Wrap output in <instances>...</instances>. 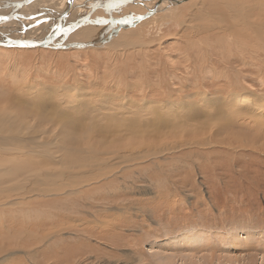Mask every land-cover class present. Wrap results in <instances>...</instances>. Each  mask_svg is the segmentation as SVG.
I'll list each match as a JSON object with an SVG mask.
<instances>
[{"label":"rangeland","instance_id":"rangeland-1","mask_svg":"<svg viewBox=\"0 0 264 264\" xmlns=\"http://www.w3.org/2000/svg\"><path fill=\"white\" fill-rule=\"evenodd\" d=\"M55 2L38 0V12ZM165 3L153 17L120 27L116 19L146 13L142 2L104 11L97 4L56 41L104 33L96 45L0 47V118L9 116L29 142L18 153L0 149V256L14 254L11 264H264V110L254 119L225 109L240 95L255 103L264 97V0ZM51 22L13 23L10 36L25 30L37 38ZM106 26L114 29L103 32ZM19 108L32 112L21 127L14 121ZM90 116L100 130L107 127L106 141L117 132L125 141L109 146L58 130L66 119ZM111 116L134 118L144 135L171 122L187 127L144 140ZM91 147L105 151L81 159L89 165L71 157L72 149ZM16 159L56 175L50 184L34 172L31 182L30 171L12 177L6 173Z\"/></svg>","mask_w":264,"mask_h":264},{"label":"bare ground","instance_id":"bare-ground-1","mask_svg":"<svg viewBox=\"0 0 264 264\" xmlns=\"http://www.w3.org/2000/svg\"><path fill=\"white\" fill-rule=\"evenodd\" d=\"M2 1V0H1ZM4 1V0H3ZM7 1V0H6ZM10 1H13V0H10ZM19 1H21V0H18V1H15V2H19ZM38 0H32V1H30V2H28V3H26V4H24L23 6H21L20 8H18L17 9V12L15 11V14H16V18H14V19H12V20H9V21H6V22H0V40H4V38L5 37H8V36H10V32H9V27L11 28V27H13V23H15L18 27H29V24L31 25L32 23H35V22H37V21H39L40 19H44V20H52L53 22H51V23H53V25L55 26H53V29L52 30H55V29H57V26H58V24H57V20H60V17H62L63 18V20H62V22L61 23H59V26H61V30H62V32H64L62 35H60L61 37L65 34L66 35V32H69L70 30H72L75 26V28H77L78 26H80V24H83V22L85 21V20H87L88 18H89V15H90V12H91V10H93V6H96V5H93L94 3V1L95 0H44V1H48V2H55V4L53 5V3H52V6H49V5H47V7H44V10H45V12H38V10L39 9H41L42 8V6L43 5H41L40 3H38V5H37V2ZM58 1V2H57ZM103 1V3L105 2V4H107L108 2H107V0H102ZM110 1V0H109ZM163 1V2H162ZM166 1H168L169 3V5H176V4H178V3H180V2H182V1H186V0H122V1H120V0H118V1H116L114 4L119 8H124L123 6H126V4H130V3H132V4H141V2H142V4H143V6H145L146 8H142V12H145L146 11V13H153L152 14V16H150V17H153L154 15H155V11L156 10H159V12H160V8H162V7H164V5L166 4L165 2ZM14 2V1H13ZM42 2V1H41ZM60 2V3H59ZM82 2H85V3H88V5L87 6H85V7H81V3ZM96 2V1H95ZM113 2V1H112ZM112 2H110V3H112ZM154 4H153V3ZM32 3H36V5H35V7H32L31 9L33 10V12L31 11L30 13H28L27 15H25V14H23L24 12H26V10L31 6V4ZM46 3V2H45ZM93 3V4H92ZM151 3H152V6H151ZM90 4H92V5H90ZM45 5V6H46ZM120 5H122V6H120ZM162 5V6H161ZM99 6V5H98ZM107 7V6H112L113 7V4L112 5H104L103 7ZM115 6V7H116ZM4 6H3V4L1 3L0 4V15L1 14H3L4 13V11H8V10H10V8L9 7H7V8H3ZM160 7V8H159ZM96 8V7H95ZM139 8H141L140 6H139ZM173 9L172 10H174L176 7L174 6V7H172ZM80 9H83L81 12H83L82 13V15H80V17H77V18H71V17H73V14H74V12L76 11H79ZM167 9V8H166ZM169 9V8H168ZM177 9V8H176ZM30 10V9H29ZM73 10H75V11H73ZM163 10H165V8H163ZM162 10V12H164ZM222 10V9H221ZM171 11V10H170ZM14 12V11H13ZM50 12V13H49ZM124 12V11H123ZM43 13H45V15H43ZM166 13L168 14L169 13V11L167 10L166 11ZM165 13V14H166ZM42 14V15H41ZM49 14H51V17H44V16H46V15H49ZM54 14V15H53ZM69 14V15H68ZM69 16V18H68V16ZM134 15H138V14H133V15H131V16H134ZM140 15V14H139ZM76 16V15H75ZM164 16V15H163ZM260 16V15H259ZM38 17H40V19L38 18ZM149 17V18H150ZM123 18V17H122ZM148 19V18H147ZM162 19V18H161ZM23 20H27L29 23L27 24V23H23ZM64 20H65V23L63 24V22H64ZM117 21H116V23H119V27L123 24V23H128V22H126V21H123V20H121V18H119V19H116ZM73 21V22H72ZM89 21V20H88ZM138 21V20H137ZM87 22V21H86ZM121 22V23H120ZM131 22V21H130ZM47 23H49V22H47ZM111 23H114L113 22V20H112V22ZM115 24V23H114ZM47 24H45V26H46ZM49 26V25H48ZM116 26H117V24H116ZM107 27V26H106ZM74 28V29H75ZM116 28V27H115ZM40 29V28H39ZM113 29H114V27H113ZM22 30V29H21ZM42 30V29H41ZM116 31V30H115ZM31 32V31H30ZM50 32H47V33H45V35H42V36H37V38H34V37H25V36H23V38H25V39H31V40H33V41H37V40H43L48 34H49ZM12 34V33H11ZM33 34V33H32ZM69 34H71V33H67V36L69 35ZM102 34V33H101ZM100 34V35H101ZM251 34V33H250ZM103 36H101V39H102V42H104L105 41V38H104V33L102 34ZM60 36H57V38L51 43V44H55V45H57V43H56V41L58 40L59 41V38H60ZM10 37H12V38H15L13 35L12 36H10ZM18 37V36H17ZM39 37H41V38H39ZM43 37V38H42ZM96 38V37H95ZM95 38H93V39H91V40H95ZM65 39V38H64ZM254 39V38H253ZM262 39V38H261ZM57 41V42H58ZM88 41H90V40H88ZM75 42V41H74ZM80 42V41H79ZM82 42V41H81ZM83 42H87V41H83ZM101 42V43H102ZM68 43H72V42H68ZM67 42L66 43H64V42H59L58 44H68ZM251 43V42H250ZM99 44V43H98ZM96 45V44H95ZM237 45V44H236ZM0 47H5V46H1L0 45ZM7 48H9V47H7ZM12 48V47H11ZM14 48H16V47H14ZM37 48H40V47H37ZM237 51V50H236ZM257 51V50H256ZM10 98H12V97H10ZM13 100V99H12ZM9 101H11V100H8V102ZM37 101V100H36ZM45 101V100H44ZM16 102V101H15ZM11 103V102H10ZM10 105H12V103L10 104ZM9 106V105H8ZM16 106H17V104H16ZM15 106V107H16ZM232 106V105H231ZM87 108H88V105H87ZM16 109V108H15ZM21 108H19L18 110L19 111H17V113L15 112L14 114H16L15 115V118H14V121L16 120V122H17V124L19 125V127H21V123H23L24 121H19L22 117H23V120L26 118L25 116H27V113H29V114H31L32 112L31 111H29V110H25V109H21ZM94 109V108H93ZM226 109V112H228V116L229 115H231V114H233V113H235V112H239V113H242V114H246V116L247 115H249V116H252L254 119H256L258 116H257V114L258 113H261L263 110H264V104H262V103H255L254 101H253V99H251L250 97H248V96H244V95H240V96H237L236 98H235V100H234V104H233V106L231 107V108H229V107H226L225 108ZM88 110H90V109H88ZM15 111V110H14ZM13 111V112H14ZM33 111V110H32ZM11 112V111H10ZM111 112V111H110ZM109 112V113H110ZM141 112V111H140ZM211 112V111H210ZM37 113V112H36ZM39 113V112H38ZM41 113V112H40ZM122 113V112H121ZM126 113V112H125ZM143 113V112H142ZM141 113V114H142ZM35 114V113H34ZM118 114V113H117ZM124 114V113H123ZM236 114V113H235ZM36 115H37V117L38 116H41L40 118H48L46 115H45V113L44 114H35V118H36ZM115 115V114H114ZM169 115V114H168ZM167 115V116H168ZM240 115V114H239ZM262 115V114H261ZM70 116V115H69ZM142 116V115H141ZM140 116V117H141ZM154 116H156L155 114H154ZM160 116H162V115H160ZM166 116V117H167ZM7 117V116H6ZM5 116H4V118H0V132H3L2 131V129L3 128H7V132H8V130H10V132L11 133H9L8 135H5V134H2V133H0L1 135H0V149H9L8 147H10L11 149H13V147H16L15 149H13L14 150V152L13 153H18L19 151H20V148H22L24 145H26L27 143H29V142H27V143H25L24 141L25 140H23V139H21L20 138V135H19V131H18V129L16 128L17 126L11 121V118L8 116L7 118H6ZM73 117V116H72ZM95 117V116H94ZM104 117V116H103ZM108 117V116H107ZM112 118H113V120L112 121H116V122H118L119 124H120V126H118V127H121V126H123V124H125V128H124V130L127 132L126 134L129 136L130 134H133V135H131V136H137L138 135V137L140 138V139H142L143 137H144V140L145 139H147L148 137H150L151 138V136H156V137H159V136H161V137H163V135H165L164 133L166 132V135H167V133H171V134H173V132L175 131V132H180V133H182L181 131H184V129H185V126L187 127V124H181L180 125V127H177L176 126V124L175 123H173V122H171V123H168V125L169 126H166L165 128H164V130H161L160 132H158V133H151V134H149V133H147L148 135H144V134H139V133H141V132H139V130H138V123H136V122H133V120H134V118L133 119H126V117H120V116H111ZM164 117V116H163ZM171 117H172V115H171ZM241 117V116H240ZM34 118V117H33ZM35 118L33 119V120H35ZM89 118V117H88ZM88 118H86V120H83V121H81L82 119H80V120H78V119H76L75 120V118L74 119H72L73 120V122L72 121H70V120H64L62 123H61V126H58V130H62V131H64V132H70V130H72V129H75V131L76 130H78L77 131V133L78 134H80L82 137H84V138H87V137H89V138H91V137H97L98 139H101L104 143L106 142H109V146H111V145H113V142H115V140L116 141H125V135H123V134H119L118 132H117V130H116V135H118V136H116V138H114V139H111L110 141L108 140V141H106L107 139H105L106 137H107V135L105 134V129H107V127H105V128H102V130H100V128H98V126H96L95 125V123H94V120H93V118L90 116V119H88ZM142 118V117H141ZM140 118V119H141ZM232 118V117H231ZM38 119H39V117H38ZM60 119V118H59ZM97 119H99V117L97 118ZM106 119H108V118H106ZM120 119V120H119ZM139 119V120H140ZM13 120V119H12ZM27 120V119H26ZM32 120V119H31ZM49 120L51 121V119L49 118ZM103 120V119H102ZM122 120H124L125 121V123H122ZM175 120V119H174ZM39 121H42V120H39ZM141 121V120H140ZM36 122V121H35ZM34 122V124H36ZM52 122V121H51ZM53 122H55V120L53 121ZM59 122V121H58ZM77 122H81V125H80V127L79 128H77L76 126H75V123H77ZM95 122H96V120H95ZM50 123V122H49ZM150 123V122H149ZM148 123V124H149ZM162 123H164V122H162ZM166 123V122H165ZM29 124V126L31 127L32 126V124H33V122L32 123H28ZM33 124V125H34ZM97 124V123H96ZM104 124H105V122H104ZM140 124H142V123H140ZM161 124V123H160ZM27 125V124H26ZM107 125H110V121L106 124V126ZM143 125V124H142ZM105 126V125H104ZM141 126V125H140ZM144 126V125H143ZM147 126V125H146ZM33 127V126H32ZM193 127V126H192ZM143 128V127H142ZM198 128H200L199 126H198ZM25 129V132H26V130L28 129H26V128H24ZM158 129V128H157ZM174 129V130H173ZM188 129H190V128H188ZM153 130V129H152ZM151 130V131H152ZM22 131V130H21ZM80 131V132H79ZM101 131V133H102V136H100V135H98V133L97 132H100ZM107 131V130H106ZM119 131V130H118ZM141 131V130H140ZM23 132V131H22ZM22 132H20V133H22ZM25 132H23V133H25ZM28 132V131H27ZM82 132V133H81ZM4 133V132H3ZM23 133L21 134V136H23ZM108 133V132H107ZM191 133H192V131H191ZM197 134V130L196 131H194L193 132V134ZM176 134V133H175ZM109 135V134H108ZM210 136V135H209ZM102 137V138H101ZM165 137V136H164ZM28 139H30V137H27ZM27 138H25L27 141H29ZM153 139V138H152ZM161 139V138H160ZM69 140V139H68ZM54 141V140H53ZM52 141V143H54V144H57L58 142H53ZM183 141V140H182ZM191 141V140H190ZM199 141V140H198ZM59 144V143H58ZM120 144V143H119ZM79 145V144H78ZM123 145V144H122ZM77 146V145H76ZM82 146V145H81ZM121 146V145H120ZM39 147H42V145H40ZM118 148V147H117ZM31 149H33V147L31 148ZM35 150L37 149V154L38 153H40L41 151H39L38 150V147H35L34 148ZM83 149H85V148H83ZM83 149H78V148H75V149H72L71 151H70V154H71V157L72 158H74L75 159V161H77V160H79L78 162L80 163V165H89L90 164V162L92 161L91 159L90 160H85V159H87V158H84L83 160H81L83 157H85V156H87V157H94V155L95 154H97V153H100V152H104V151H97L95 148H90V150H83ZM1 151H3V154H4V150H0V152ZM29 152L30 151H33V150H28ZM106 151H109V149L107 148L106 149ZM24 152V151H23ZM126 152V151H125ZM31 153V152H30ZM87 153V154H86ZM128 154H130V153H128ZM5 155H9V154H6L5 153ZM27 155H29V154H27ZM32 155V154H31ZM74 155H76V156H78V157H76V156H74ZM126 156V155H125ZM33 157V156H32ZM128 157H130V156H128ZM117 158H119V157H117ZM126 158V157H125ZM5 160V162H6V159H4ZM7 161H9V160H7ZM12 161V160H11ZM21 160H19V159H16V161L14 162V164L12 165L11 163H10V165L12 166L11 167V169L9 170V171H7V173L6 174H12V177L13 176H15L16 178L17 177H20L21 178V176H23L24 177V175H27L28 174V172L30 173L28 176L29 177H31L32 178V180H30L31 182H33V180L34 179H36V176L33 174V170L34 169H32V166L30 165V164H32L33 163V160L32 159H30L29 160V162H24L23 164H22V162H20ZM39 162V161H38ZM68 162V161H67ZM93 162H95V161H93ZM97 162V161H96ZM7 164H8V162H7ZM6 164V165H7ZM70 164V163H69ZM40 165V164H39ZM38 165V166H39ZM99 165H100V163H99ZM8 166H9V164H8ZM3 168V167H2ZM1 171V170H0ZM2 172V171H1ZM38 172V171H37ZM26 173V174H25ZM34 173H36V172H34ZM53 172H50L48 175H45L44 173H43V171L42 172H40L39 174H37L38 176V178H42L43 177V179H42V182L43 181H47V179H48V182H49V184H50V178H53V177H55V175H56V173H54V174H52ZM3 176V175H2ZM46 176H47V178H46ZM4 177V176H3ZM8 177V176H7ZM1 178V177H0ZM9 179H12V178H9ZM22 180V179H21ZM20 180V181H21ZM7 181V180H6ZM17 181V180H16ZM34 181H36V180H34ZM40 181V180H39ZM18 183V182H17ZM16 183V185H19V184H17ZM19 183H22V182H19ZM29 183V182H28ZM55 183V182H54ZM13 184H15V182L13 183ZM38 184V183H37ZM56 184V183H55ZM4 185V184H3ZM8 186V185H7ZM35 186V185H34ZM2 187V186H1ZM56 187V186H55ZM54 187V188H55ZM59 187V186H58ZM61 187V186H60ZM20 188V187H19ZM66 188V187H65ZM21 189V188H20ZM58 189V188H57ZM63 189V188H62ZM68 189H69V187H68ZM25 190V189H24ZM65 189H63L62 191H64ZM70 190V189H69ZM5 192L7 191V190H4ZM81 226V225H80ZM54 233H56V232H54ZM52 234V233H51ZM195 235V234H194ZM31 236H29V238H30ZM44 237V236H43ZM202 250V249H201ZM157 259V258H156Z\"/></svg>","mask_w":264,"mask_h":264},{"label":"water","instance_id":"water-1","mask_svg":"<svg viewBox=\"0 0 264 264\" xmlns=\"http://www.w3.org/2000/svg\"><path fill=\"white\" fill-rule=\"evenodd\" d=\"M32 0H21L19 2H15L14 4H12V6L10 7V12L6 15H0V22H6L9 20H12L14 18H16V14L15 11L17 12V9L20 8L21 6H23L24 4L30 2ZM122 1V0H120ZM126 1V0H125ZM129 1V0H128ZM101 8H103L104 4H99ZM14 11V12H13ZM153 13H144V14H140V15H134L130 17H123V21L126 22H133V21H141L144 19L149 18L150 16H152ZM2 17H7V19H3ZM63 20L62 17H60V20H57V29L55 30H51L50 33L42 40H37V41H33L31 39H25L23 38V35L25 34V30H22L20 32V34H22L20 37H15L12 38L10 36L5 37L4 40H0V45L1 46H5V47H16V48H51V49H69V48H73V47H77V46H92L98 43L102 42L101 39V35H98L95 40H90L87 42H72V43H68V44H51L56 38L57 36H60L61 34H63L64 32H62L61 30V26H59V23H61ZM121 23V22H120ZM37 24V22L32 23L31 25H35ZM29 24V27L31 26ZM113 26V25H111ZM107 27L103 30V32L107 31V30H112L113 27ZM110 28V29H109ZM9 41H17L15 43H9Z\"/></svg>","mask_w":264,"mask_h":264},{"label":"crops","instance_id":"crops-1","mask_svg":"<svg viewBox=\"0 0 264 264\" xmlns=\"http://www.w3.org/2000/svg\"><path fill=\"white\" fill-rule=\"evenodd\" d=\"M13 1H14V2H13ZM13 1H10V0H7V1H6V0H4V1L2 0V1H1V0H0V4H1V3L3 4V6H4L3 8H4V9L7 8V7L10 8V7L12 6V4H14L15 1H18V0H13ZM112 1H113V2H112ZM116 1H118V0H110V1L107 0L108 4H109V5H112V4H113V6H116V5L114 4ZM110 2H112V3H110ZM104 3H105V2H104ZM104 3H103L102 0H98V2H95L94 4H93V3H92V4H93V5H97V4L99 5V4H104ZM92 4H90V5H92ZM10 11H11V10H8V11L6 10V11H4V13L1 14V15H6V14H8ZM96 11H104V10H102V8H97ZM96 11H95V12H96ZM93 15H94V14H93ZM9 48H11V47H9ZM12 48H14V47H12ZM45 49H46V48H45ZM48 49H51V48H48ZM51 50H52V49H51ZM53 50H54V49H53ZM56 50H57V49H56Z\"/></svg>","mask_w":264,"mask_h":264},{"label":"snow or ice","instance_id":"snow-or-ice-1","mask_svg":"<svg viewBox=\"0 0 264 264\" xmlns=\"http://www.w3.org/2000/svg\"><path fill=\"white\" fill-rule=\"evenodd\" d=\"M3 19H7V17H2ZM98 22H104L107 23V21H98ZM17 41H9V43H15ZM261 103H264V97H261L260 100ZM12 253H5L2 256H0V264H11L12 258H13Z\"/></svg>","mask_w":264,"mask_h":264}]
</instances>
